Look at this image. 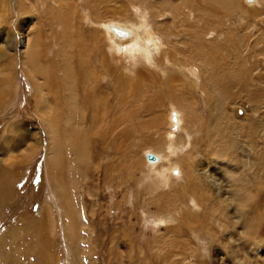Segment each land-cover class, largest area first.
I'll return each instance as SVG.
<instances>
[{
	"label": "rangeland",
	"instance_id": "obj_1",
	"mask_svg": "<svg viewBox=\"0 0 264 264\" xmlns=\"http://www.w3.org/2000/svg\"><path fill=\"white\" fill-rule=\"evenodd\" d=\"M96 2L0 0V240L15 236L18 264H264V0ZM162 2L175 11L159 10ZM133 7L145 9L160 54H140L139 46L150 47L141 41L125 55L111 49L107 25L138 23ZM189 16L213 31L197 51L207 64L213 56L215 69L186 61L198 122L176 100L152 99L156 88L144 81L123 88L127 100L112 101L93 123L86 84L102 80L95 98L107 103L108 64L131 83L141 69L164 80L171 71L161 60L186 48L171 43L182 38L174 22ZM39 67L50 71L48 81ZM93 69L101 80H88ZM133 109L144 112L136 115L144 124L125 116ZM55 111L58 130L49 124ZM163 151L161 162L149 158ZM172 164L178 172L166 170Z\"/></svg>",
	"mask_w": 264,
	"mask_h": 264
},
{
	"label": "bare ground",
	"instance_id": "obj_2",
	"mask_svg": "<svg viewBox=\"0 0 264 264\" xmlns=\"http://www.w3.org/2000/svg\"><path fill=\"white\" fill-rule=\"evenodd\" d=\"M43 1H48V0H43ZM93 1V0H91ZM97 1V0H96ZM142 1V0H140ZM144 1V0H143ZM147 1V0H145ZM251 1V0H250ZM262 1V0H261ZM41 2V1H40ZM59 2V1H58ZM99 2V0H98ZM96 2V3H98ZM256 2H258V0H254V3H252V5H254ZM47 3V2H46ZM93 3V2H92ZM144 3V2H143ZM168 3V2H167ZM45 4V3H44ZM209 6L211 5L210 3H208ZM95 5V2L94 4ZM98 5V4H96ZM212 6H216V4H212ZM211 6V8H212ZM95 7V6H94ZM155 6V4H150L149 6V9H153ZM96 8V7H95ZM98 8H99V5H98ZM134 10H130V14L132 16H134V13L137 14V19H138V23H131L132 21H116L112 24V25H107V28H109V33L107 34L109 36V41L111 43V49H113L114 53H116L117 55H125L123 53V50L124 49H129V48H132V49H135L136 45L138 46L140 44V41H141V44L144 43L145 45H150V47L148 46H139V48L141 49H138V51L140 52H143L146 56H149V54H151V51H155L157 52V54H160L162 51L160 48H162V44L161 42H159L157 35H155V33H152L150 31V29L148 28V26L146 25V19H145V16L144 19H142V17L140 16L141 13H144L145 9H142L140 7H133ZM157 8L159 10H167V11H175V8L172 4H166V2H162L160 5H157ZM51 9V8H50ZM97 9V8H96ZM177 9H181V5H178L177 6ZM215 9V8H214ZM98 10V9H97ZM142 10V11H141ZM59 11V10H57ZM55 10V12H57ZM129 11V10H128ZM157 12V10H156ZM59 13V12H58ZM86 13V12H85ZM166 13V11H165ZM164 13V14H165ZM98 14V13H96ZM120 14V13H119ZM161 14V13H160ZM159 14V15H160ZM101 15V14H100ZM114 16V15H113ZM117 16V15H115ZM212 17V16H211ZM212 21L215 22V20H218L216 17H214V20L211 19ZM103 21V20H102ZM106 21V20H105ZM103 22V23H96V24H103L105 25L106 22ZM200 19H197V17H192V16H189V17H184V18H181L179 19V21H175L174 22V30L177 31V34L174 35L175 38H178V37H182L181 39H179V41H173L171 43H173L174 46H177V45H184L186 48L184 51H177V52H174L172 51L167 57V59H163L161 60L164 64L167 65L168 68H170V71L171 72H167L165 75H166V78L164 80H161L160 79H157L155 76L153 77H149L148 75H146L147 73H145L144 70H140L138 71L136 74L137 78L135 80V83H131L130 82V79L128 78H124V76L122 74H118L117 73V68L115 66H111V64L107 65V69H108V72H107V75L111 77V80L112 82H108L111 87L114 89V92H112V94H110V96L108 97V101L107 103L104 102V103H98L97 99L95 98L97 96V94L102 91V89L104 87H102V76L104 74H101V73H98L95 71V69L91 70L90 71V78H88V80H90L91 78L92 79H100L101 81L99 83H95V85L93 87L88 86V93H85V97L87 98L88 101V105L90 106L91 108V115L92 116V121L93 123L97 122L98 119H99V116H98V112L100 110H103L105 111L104 114L108 113V110H112L111 109V102L114 101V102H117L119 100H124L123 102H125L127 99H125L127 96L124 97V94H123V88L127 87L128 85L130 87H134V86H141V84L144 82V81H148L151 83V85L155 86L156 90L153 92V97L152 99H159V100H163L161 101V105L162 103L164 102V100H166V98L168 97V99L171 100H176V102L179 104H177V107H178V111L180 114H184L185 116V112L187 111V113L191 112L189 118L190 120H193L194 122H198V118L196 116V114L193 112L194 110L191 108V103L189 101H187V97H186V93H188L187 91H189L190 88H188L189 84L187 82V80H190L192 79L191 78V75L194 76V72H193V69H191L188 65H186V61L188 59V56L189 57H192L191 60L193 61H197L199 64H201L204 68H207L210 72L211 70V67L210 66L212 63H210V61L213 59L211 56V59L209 58L208 60H210L208 62V64L205 62V57H202L199 56L201 55L197 50H198V47L203 45L205 46V42L206 40H209L207 37H209L210 35H212L213 31L212 29L209 28V26L204 22V23H200ZM220 23V21H218ZM94 23V22H93ZM119 23H122V24H119ZM170 28V24H165V27L168 31H166V33H171V31L168 29V27ZM202 26V27H200ZM222 26V25H221ZM221 26H216L217 28H220ZM171 29V28H170ZM217 30V29H216ZM214 30V31H216ZM210 31V32H209ZM140 32H143L142 34ZM147 34V35H144V34ZM170 36V34H169ZM172 37V36H171ZM185 38H188L190 40V42H187ZM205 41V42H204ZM211 41V40H210ZM124 43L127 44L126 47H124ZM197 43V44H196ZM25 45H28V41H25L24 43ZM207 44H208V41H207ZM24 45V46H25ZM210 45V43H209ZM215 45V44H214ZM218 45V44H217ZM225 45V44H224ZM188 46L190 47V49L188 48ZM26 47V46H25ZM28 47V46H27ZM172 48V47H171ZM85 51V50H84ZM181 57V58H179ZM1 59V58H0ZM217 59V58H216ZM215 60V59H214ZM190 61V60H189ZM36 63V62H35ZM105 63V62H104ZM192 63V64H193ZM196 63V64H198ZM215 63H218L217 61ZM213 62V64H215ZM191 64V65H192ZM198 64V65H199ZM106 66V63L104 64ZM162 65V64H161ZM199 65V66H201ZM193 66V65H192ZM215 65H213L212 68H214ZM35 67V65L33 66ZM37 68V67H36ZM40 68V67H39ZM34 69L36 70L37 73H42V72H45L46 73V77H47V81L48 79H50L51 77V73L50 71L47 69V70H43V69ZM79 69V68H78ZM91 69V68H90ZM215 69V68H214ZM82 70V69H81ZM186 70L189 72L187 73ZM213 70V69H212ZM199 71L201 72L202 76L204 77L203 75V72L204 70L202 68L199 67ZM81 72V71H79ZM207 72V70H206ZM218 72V71H217ZM36 73V74H37ZM155 73V72H154ZM212 73H215V72H212ZM220 74V73H219ZM223 75V74H222ZM212 75H209V73H205V81L206 79H212L211 78ZM220 76V75H219ZM213 77V76H212ZM221 77V76H220ZM215 78V77H214ZM217 78V77H216ZM84 79V77H83ZM187 79V80H186ZM115 80V84H114V81ZM217 79H214V81H216ZM211 81V80H210ZM213 81V82H214ZM65 82V81H63ZM88 82V81H87ZM44 83V82H43ZM69 85V82L67 81L65 83V85H62L61 83L57 84L56 85V93H55V97L56 98H61L63 96V90L65 88H67ZM75 83L73 84V88L75 87ZM188 85V86H187ZM41 86V85H40ZM132 87V88H133ZM187 87V88H186ZM84 88V86H83ZM87 91V89L85 90V92ZM176 97V98H175ZM163 98V99H162ZM178 98V99H177ZM178 100V101H177ZM180 100H182V102L180 103ZM127 103V102H126ZM149 103V102H148ZM121 105V103H120ZM151 105L152 106V102L151 104H146L144 106H142L141 108L142 109H146L148 108V106ZM160 105V106H161ZM45 106L46 103L45 101L41 102L38 104V107L39 108H43L45 109ZM150 106V108H151ZM126 107V106H125ZM159 107V106H158ZM127 108V107H126ZM138 109H140V107L137 106ZM154 108V107H153ZM57 108H55L56 110ZM128 110V109H127ZM149 111V110H148ZM59 112V111H58ZM57 111H55L54 113V116H53V120L49 122L50 125L53 124V121H54V127L56 130H58V125H56V123L58 122L55 118L56 116L59 114ZM140 113H144V112H139L138 110L135 109V112H134V109L133 110H129L128 113L125 115L127 116L128 118L132 119V120H137V116L138 114ZM102 114V113H101ZM122 115V114H121ZM176 116V117H175ZM175 116H174V119L173 121L176 122V123H180V116H178V113L176 112L175 113ZM106 117V116H105ZM117 116H115L116 118ZM114 119V118H113ZM122 119V118H120ZM125 119V118H124ZM106 120V119H105ZM123 120V119H122ZM114 121V120H113ZM127 122V119L125 120ZM138 121V120H137ZM120 122H122L120 120ZM125 122V123H126ZM139 124H144L145 122H141V121H138ZM190 122V121H189ZM105 123V122H104ZM107 123V122H106ZM105 123V125H107ZM97 124V123H96ZM110 124V123H109ZM149 125H152L153 127H157V126H161V123L158 122L157 120H154V121H151L149 123ZM112 126V125H111ZM125 126L127 127L128 125L126 124H123L122 123V127ZM73 127V126H72ZM124 127V128H125ZM53 129V128H52ZM76 133V140L77 142H83L84 140L79 138L80 136L83 138V136L81 135L82 134V130L77 128V127H74L73 128ZM119 129V128H118ZM129 129L126 128L124 130V133ZM53 134L55 135V133L53 132ZM54 138V137H53ZM215 142V141H214ZM83 145V143H82ZM214 145V143H213ZM216 147L215 149L218 151V149H223V147L220 145V144H215ZM170 154L173 153L172 149H173V144H170ZM161 149V148H160ZM220 150H219V153H220ZM159 156L157 155H154L151 153L152 156L155 157V159H153V161H157L158 162L162 161V157L161 155L164 153L163 152H157ZM218 153V154H219ZM224 156V154H223ZM9 159V158H8ZM167 160V159H166ZM181 167L183 166L182 163H180ZM184 167V166H183ZM174 168H177V166L174 164H172L170 167H168L166 170H174ZM176 172H178L177 170H174ZM194 173V172H193ZM187 177L190 178V174H186ZM165 177H166V180L168 179L169 177V174H165ZM1 184V183H0ZM194 189V187L192 186L191 187V184H190V188L189 190ZM201 193V192H200ZM194 195V194H193ZM198 196V195H197ZM203 197V195H202ZM201 197V198H202ZM199 199V198H198ZM203 199V198H202ZM201 201V200H200ZM68 212V211H67ZM72 214V213H71ZM74 215V214H73ZM76 215V214H75ZM74 215V216H75ZM264 221V211L262 210V223ZM72 226L74 225L73 222H71ZM76 224V223H75ZM40 225V223H38V226ZM81 226V225H80ZM38 230V227H34V231H37ZM73 230V229H72ZM42 234V233H40ZM38 236V234H36ZM40 237V236H39ZM42 237V236H41ZM48 237V236H47ZM8 238V239H7ZM15 236H11V237H5L3 238L2 240H0V255L2 254H5L7 257V261H3V262H0V264H9L10 261L12 260V263L11 264H18V246L16 247L15 244H19V242L17 240H14ZM10 239V241H8ZM10 242V243H9ZM47 243V241H46ZM9 244V245H8ZM8 246H10L12 248V252H10V247L8 248ZM32 246V245H31ZM21 251V250H20ZM6 259V258H5Z\"/></svg>",
	"mask_w": 264,
	"mask_h": 264
},
{
	"label": "water",
	"instance_id": "obj_3",
	"mask_svg": "<svg viewBox=\"0 0 264 264\" xmlns=\"http://www.w3.org/2000/svg\"><path fill=\"white\" fill-rule=\"evenodd\" d=\"M149 158H150V159H155V157H154V156H152V155H149Z\"/></svg>",
	"mask_w": 264,
	"mask_h": 264
}]
</instances>
